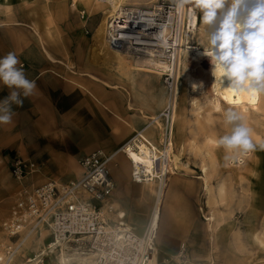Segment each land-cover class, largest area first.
Listing matches in <instances>:
<instances>
[{
	"label": "rangeland",
	"instance_id": "rangeland-1",
	"mask_svg": "<svg viewBox=\"0 0 264 264\" xmlns=\"http://www.w3.org/2000/svg\"><path fill=\"white\" fill-rule=\"evenodd\" d=\"M36 1L48 4V0H33V2ZM64 1H67L66 3L68 7L63 10V23L58 22V19H56L55 13L58 10L50 9L49 7L47 10V18H43L42 23H32L35 25L39 35H41V41L48 52H50L49 50L51 49L50 44L53 47L60 45L63 49V53L58 52L54 54L57 57L58 63H50L44 56L40 41H37V39L33 41L34 46L32 47L38 49L40 54H43V64L46 65V70L41 72L40 77L43 78V76L46 75L52 79L54 76L60 75L68 78L69 81L73 79L74 82H78L79 80V84L83 85L82 76L87 78V72H80L77 74L76 72L73 73L72 70H76L77 72L83 71V66L86 67L88 65V61H94L93 63L95 65V77L97 83L101 84V82H99L100 79H108L107 81L112 83L114 87H106V85L103 84L101 85L106 87L108 90H113L115 95H124L128 102L131 98L129 111L131 116L136 119L139 124L138 128L129 138H127V140L132 138L135 132L143 131L142 136L148 139L154 147H157L163 152L165 149L167 150L165 156L168 161L167 170L165 175L161 176V179L166 181L165 187H168L167 184L169 181L171 182L173 179H181L184 182V184H181L183 192H190V188L192 187L186 186V184L196 181L194 178L201 179L202 165H207L209 167V164H211L208 168V172H210L209 178L214 179L217 177L219 183L221 181L226 183L224 185L225 188L223 187L224 194L222 201H219L216 206L220 207L224 214L233 207L234 210H238L234 211L232 215L235 225L233 228L225 229L226 231H223L222 235L226 238L223 245L213 244L210 248V256L212 259H209V262H212L208 264H264V226L262 225L264 223V148L260 147L261 144H264V111H261V109L264 110V97H261L263 108L261 107L258 111L253 112L248 111V113L245 114H243V112L240 113L238 109L229 107L225 104H221V108L218 110L212 108L208 102L209 98L212 97L208 86V79H206L207 81L204 80V89L201 90V92H197L198 90L193 89L188 82L189 76L192 77L193 74L195 75L194 77L199 76V72L197 71L199 70L198 64L199 67L207 69L208 61L203 59L199 60V62L194 61L191 55L185 56V59L181 56V59L184 60V63L186 62L187 68H189L187 69V72L189 71L188 77L184 76L183 67L180 68L179 75L178 77L176 76L175 80H167L164 76H155L144 70L134 72L124 71L120 75L100 64L98 56L95 57V52L92 50L93 34L100 23L102 16L101 13L109 7L108 1ZM79 1L82 2V9L86 12L83 19L80 18L78 14V11L81 9L76 11L74 6L71 5L73 3L77 5ZM163 1L166 2L165 0H124L122 6L148 7ZM171 1L175 2L173 6H177L176 0ZM166 3L171 5L173 2H170L169 0V2ZM197 17L199 21L196 30L188 32L186 28H184V31L188 36V44L185 43V46L182 48H185L186 45L199 48L207 45L205 28L200 22L198 12ZM28 26H25L27 30H23L25 33L20 31V29H22L20 26H13V28L17 29L15 30V43L17 46L32 43L28 40V37L30 36ZM68 35L70 36V39L61 40L62 36L68 37ZM44 51L46 52L45 49ZM122 53L130 66L136 65L138 60L136 57L127 55L124 52ZM45 54H47L48 57L50 56L51 60H54L55 56H53V58L49 53L46 52ZM30 59L31 58L28 57L27 61L29 62ZM134 59L136 60L134 61ZM23 64L25 65L24 68L27 67L25 73L28 77L30 73V66L26 63ZM69 67L70 69H68ZM36 72L37 71H34V73ZM175 89L177 91V97L176 101H172L174 105L172 132L170 135H164L162 121L158 118V116L166 106L167 100H169L168 97L171 94L173 95ZM193 97L197 98V105L193 104ZM229 108L237 110L244 117V122L247 126L252 129V140L254 144H256V148L253 151L245 153L246 156L243 158L245 160V168L241 165L243 164V159L241 162L238 160V157L241 155L243 156V154L234 156L232 153H228L223 148L217 147L216 145L218 137L229 131L223 122V113ZM102 110L109 116H113L106 109L103 108ZM119 121L122 122V120ZM27 123L29 122L24 120L16 121V128L14 129V132H11V135H15L16 139L13 143H9L8 141V132L0 129V242L3 243H8V239L4 234L2 224L8 216L9 206L14 198L15 192L21 187L22 183H27L28 185L32 184V182H28L32 175L35 177L38 184L40 181L46 180L41 168L40 174L37 172L30 174L22 182H19L10 174L9 162L14 156L20 155L23 157H29V155H27L24 151V140L27 132L23 129V127ZM168 139L172 141V145L165 148L168 143ZM124 143H122L119 147H121ZM116 150L113 152L114 156L110 164V172L114 181L112 200L113 208L114 210H117V212H124V222L127 223V225L132 226L137 234H141L145 231L146 227H148L149 219L157 203L156 192L158 191V182H160V179H154L155 185L151 186L146 182H132L130 179L132 171L130 162H128L122 153H117ZM118 155H120V157L116 159L115 157ZM210 155L212 156V160L214 157V164L211 163V158L209 157ZM228 158H231L230 161ZM76 160L77 157H75L63 170H57L59 174H61L63 180L68 179L76 173ZM157 164L160 165V161ZM55 171L56 170L50 169L51 174ZM159 171L160 167L157 175H161ZM214 171H217V173L213 177L212 174H215ZM45 172L50 173L49 168H46ZM231 172H233L232 174H234V176L229 174ZM253 177H255V180H253ZM227 180L229 181V184L227 183ZM57 181L59 182L58 179ZM231 181L232 183H230ZM172 190L173 189H171V191ZM231 190L233 192L231 202H228L226 199L223 200L226 198L224 196H227L226 194ZM178 192L180 195L174 197L172 200L178 207L173 208L172 210L168 207L166 193L164 194L161 205L159 227L156 237L154 238V242L156 243V240L160 238L162 234H166L165 226L161 222V218L170 214L172 216H185V218L189 219L194 224L195 232H193V236L197 239V243L194 244L193 248L197 249L193 251L194 253H197V257L193 260H188L185 257L186 254L182 251L181 246L180 248L172 249L173 252L171 253L173 256L161 259L158 261V264H203L200 263L199 260V239L202 236V232H207L208 238L211 241L214 236L212 233L206 231L207 220L202 216L203 214L200 204L202 205L206 198L205 196L201 197L199 194L196 196H190L183 195L180 190ZM149 193L155 194V197ZM249 194L250 196L253 194L255 197L253 198L255 202L254 208L259 212L255 213V222L253 223V220H250V225H248L251 232L255 231L253 239L251 238V241L248 243H242L243 240L241 239L246 237L243 229L240 228L241 231L239 233L237 232V226L242 225L240 221L243 218H238L237 215H241L243 213V205L247 208L246 199ZM202 207L206 213L208 208H205L204 205ZM228 221H230V219L222 221V224H226ZM251 225L254 226L251 227ZM234 238H238L239 240L234 241ZM49 242L50 238L48 236V231L42 229L40 234H34L28 239V241L24 242L21 250L15 254L16 256L14 257L12 264H36L43 256V254L40 255V253L43 252L45 254L48 251L45 248ZM65 251L69 253L71 250L67 247ZM228 253L232 255L228 256ZM59 255V248L54 249L53 252H47V255L44 257L43 264H57ZM28 258L35 259H32L30 263L27 262ZM232 258L234 261L228 263L227 261H232Z\"/></svg>",
	"mask_w": 264,
	"mask_h": 264
},
{
	"label": "crops",
	"instance_id": "crops-1",
	"mask_svg": "<svg viewBox=\"0 0 264 264\" xmlns=\"http://www.w3.org/2000/svg\"><path fill=\"white\" fill-rule=\"evenodd\" d=\"M66 2L64 0H48V4H44L41 3V1L33 2V0H0V57L5 56L9 52H14L18 57L20 64H22L24 72L27 70V67L24 68L25 65L23 63L30 66L29 76L27 77L26 75V77L31 81H35L36 84V90L32 96L27 98L22 97V107L16 105L12 106L14 112L12 122L10 124L0 125V129L8 132V141L9 143H13L16 139L15 135H11V132H14V129L16 128V121L24 120L29 122L23 127L27 132L24 140V151L29 157H23L20 155H18V157L28 159L37 164V173L40 174L42 170L46 180L43 179L44 181H40L39 184L47 180L58 182L57 179L59 180L58 183H64L78 177L80 169L77 160L75 161L76 173L68 179L63 180L61 174H59L57 170H63L75 157L78 159L79 157L92 152L101 151L107 155L113 154L114 150L118 149V147L133 134L139 124V122L131 116L129 111L131 98L128 102L124 95H115L113 90L106 89V87H114L112 83L107 81L108 79L99 80V82L106 85V87L97 83L95 77V65L92 61H88L86 67L83 66L84 70L87 71L83 70L77 72L76 70H72L73 73L76 72L77 74L80 72H87V78L82 76L83 85L79 84V80L78 82H74L73 79L69 81L68 78L60 75H56L52 79L46 75L43 76V78L40 77L41 72L46 70V65L43 64L42 57L45 56L50 63H58L57 57L54 54L58 52L63 53V49L60 45L53 47L50 44L51 49L49 51L51 53L48 52L41 41V35H39L35 25L32 23H42V19L45 17L47 18L48 7L50 9L58 10L55 13L56 19H58V22L63 23V10L68 7ZM73 6L76 11L83 8L81 1H79L77 5L74 3ZM15 25L20 26L22 28L20 31L23 33L27 30L25 26L29 25L28 30L30 36L28 37V40L32 43L17 46L15 43V30L17 29L13 28ZM36 39L42 44L44 56L43 54H40L38 49L32 47L34 46L33 41ZM68 39H70L69 35L68 37H61V40ZM44 49L52 57L55 56V58L53 57L54 60L48 58ZM93 51L95 52V57L98 56L100 64L115 72L114 67L106 64L100 54L95 50ZM28 57L31 58L29 62L27 61ZM68 69H70V67ZM34 71L37 72L34 73ZM147 73L151 74V72ZM8 94L9 89L3 84H0V99H3ZM171 97L172 94L168 97L169 100ZM103 108L113 116H109L105 113L102 110ZM119 120H122V122ZM119 157L120 155L115 158L117 159ZM46 168H49V172L50 169L56 171L51 174V172H45ZM183 179L186 180L185 178ZM30 180L28 182H32L33 185H38L33 175ZM194 180L196 181L186 184V186L192 187L190 188V192H183V187L181 186V184H184L183 180L173 179L171 182L169 181L166 189L167 205L170 210L178 207L172 200L174 197L180 195L178 192L179 190L183 195L196 196L199 194L201 197L205 196L206 200L202 205L200 204L203 214L202 216L206 218L207 216L209 217L212 215L215 219L214 222H217V226L212 228L207 226L208 221L206 223V231L214 235L212 241L209 240L207 232H202V236L200 235L201 237L199 239L200 247L198 249L200 251V263L208 264L212 262H209V259H212L210 256V248L213 244L223 245L226 238L222 233L225 229L234 227L235 221L232 215L234 211L238 210H234L233 207L224 214L220 207L216 206L219 201L221 202V195L224 194V188L223 192H221L220 189L218 190L220 187L217 177L213 180L208 179V189L210 191H205V188L203 187L204 184L200 178H194ZM253 180H255V177H253ZM220 183H222V181ZM227 183L229 184L228 180ZM225 184L226 183H224V185ZM171 189L173 190L171 191ZM150 195H154L155 197V194ZM226 195L225 199L228 202H231V198L233 197L232 190ZM214 196L215 198L213 199ZM253 198H255L253 194H251V196L249 194L246 199L247 208L243 205V213L237 215L238 218H243L240 221L242 225L237 226V232L239 233L241 231L240 228L243 229L246 237L241 239L243 240L242 243L250 242L251 238L253 239V234L255 232H251L248 227V225H250V220H253V223L255 222V213L259 212L254 208L255 202ZM203 205L205 208H208L206 213L203 210ZM161 219V222L165 226L166 234H162V236L156 240V243L154 242L157 250V263L161 259L173 256L171 253L173 252L172 249H177L181 246L182 251L186 254L185 257L188 260L195 259L197 253H194L193 250L197 248L193 247L194 244L197 243V239L193 236V232H195L193 222L185 218V216H172L171 214ZM229 219L230 221L226 224H222V221ZM252 226L254 225H251V227ZM236 240L238 241L239 239L234 238V241ZM229 255L232 254L228 253V256ZM233 261L232 258V261L228 260L227 262L231 263Z\"/></svg>",
	"mask_w": 264,
	"mask_h": 264
},
{
	"label": "built area",
	"instance_id": "built-area-1",
	"mask_svg": "<svg viewBox=\"0 0 264 264\" xmlns=\"http://www.w3.org/2000/svg\"><path fill=\"white\" fill-rule=\"evenodd\" d=\"M166 2L152 5L159 7L157 10L162 16L156 23L162 25L172 15L179 26L180 9L173 6L174 1L170 0L173 2L171 5ZM123 8V15L109 20V40L118 37V27L135 20L142 10L135 6ZM78 14L83 19L86 12L81 9ZM192 27L187 19L184 28L189 32ZM125 50L124 46H120V51ZM164 77L167 79V76ZM173 111V102L168 100L159 113L164 135L172 132ZM138 132L132 137L138 139ZM113 156L96 151L79 157V176L64 183L54 180L38 185L22 183L15 192L8 216L2 224L8 239V243L0 242L3 264H12L15 254L21 250L28 237L40 234L41 229L47 230L50 238L45 248L47 252L50 244L60 251L61 243H65L73 254L95 255L94 264H158L155 236L149 237L147 228L143 233L137 234L132 226L124 222L125 216L121 217L113 208L114 181L110 172ZM9 170L16 180L22 182L30 174L38 172V167L34 162L17 156L10 160ZM144 178L138 172L131 171L132 182L142 183L145 182ZM47 252L42 256L41 264ZM30 259L35 258H28L27 261ZM72 264H78V261Z\"/></svg>",
	"mask_w": 264,
	"mask_h": 264
},
{
	"label": "bare ground",
	"instance_id": "bare-ground-1",
	"mask_svg": "<svg viewBox=\"0 0 264 264\" xmlns=\"http://www.w3.org/2000/svg\"><path fill=\"white\" fill-rule=\"evenodd\" d=\"M106 1H108L109 7L108 9L104 10V12L102 13L100 23L94 31L93 50H95L98 54H100L101 58H103L106 64L114 67L115 72L122 74L124 71L145 70L147 72H151L155 74L156 76H167V80L170 79L175 80L176 76L178 77L179 75V71L181 67H183L184 76L187 77L189 76L188 74L189 71L187 72V69L189 68H187V64L186 62L184 63V60L181 59V56L183 59H185V56L191 55L194 61L199 62V60L202 59L208 61L207 69L206 68L203 69L202 67H199L198 64L199 70L197 69L196 70L199 72V76L194 77L195 76L194 74L192 75V77L189 76L188 82L193 89L198 90L197 92H201V90L204 89L203 88V84L205 83L204 80L208 79L209 90L212 94V97L209 98L208 102L212 106V108L218 110L221 108V104H225L229 107L238 109L240 113L243 112V114L248 113V111H252V112L258 111L261 107L263 108L262 106L263 102L261 100L262 99L261 97L258 99H254L253 97L247 94L236 96L233 95L230 91L223 89L218 83L214 84L215 77L212 74V65L210 63L209 58L202 55L204 51L203 47L199 48V47L186 45L185 48H182L185 46V43L188 44V36L184 31L185 21L189 19V22L192 23L193 25L192 27L193 31L196 30L199 21L197 15L195 16V14L190 13L187 7L183 9L178 7L180 9V18H181L180 24L178 26L176 22V18L173 17L172 15H170L169 18L166 21H164V24L160 25L156 23L157 19L160 20L162 18V16L160 15V11L157 10V8L159 7L142 6L140 7L142 8V10L140 11V14L137 16V18L135 20L126 22L124 25H120L118 27L120 30L118 32V37L109 40L107 38V29H108L109 20L114 18L116 19L117 16L123 15L125 11L123 8L124 5L122 6L124 0H106ZM120 46H124L126 48L124 52L125 54L134 56L138 59L135 66H130L128 64V62L125 60V57L123 56L122 53L123 51H120ZM48 58H50V56ZM135 60L136 59H134V61ZM193 85H196L197 87L194 88ZM224 86H227V81H225ZM176 97H177V91L175 89L170 100L176 101ZM196 99L197 98L193 99L194 105H197ZM261 111L264 110L261 109ZM173 117H174V111L172 113V120H174ZM138 133H139L138 139H135V136L130 138L121 147H119L116 150V152L122 153L124 157H126L128 162H130L132 172L133 171L138 172L142 176H145L144 181L150 186L155 185L154 179H158V180L160 179V182H158L159 184L158 191L156 192L157 203L149 219L148 227H146L149 237H152L155 236L156 230L159 227L162 199L164 197V194L166 193L165 191L167 188L165 187L166 181L161 179V176H164L167 170L168 161L165 158L167 150L165 149L164 152L160 151L157 147H154L148 139L142 136L143 131H139ZM171 145H172V141L168 139V143L165 148H168ZM244 156L246 155L243 154V156L241 155L238 157L239 162L242 161ZM209 157L211 158V163L214 164L213 163L214 157L213 160L211 155ZM159 161H160V165L157 164ZM244 164H245V160L243 159V164H241L243 168H245ZM210 166L211 164H209V167ZM159 167H160L159 172L161 173V175H157ZM209 167L207 165H202L201 167V171H202L201 179L204 184L203 187L205 188V191L209 190L208 189V185H209L208 179H210L209 178L210 172H208ZM216 173L217 171L215 172V174H212L211 172L213 177L214 175H216ZM232 173L233 172L229 174L231 176H234V174ZM230 183H232V181ZM218 184L220 187L218 188V190L220 189V191L223 192L224 182L222 181V183H218ZM222 195L221 198L223 197ZM214 198L215 196L213 197V199ZM223 200H225V198ZM118 213L121 217H124V212L119 211ZM206 220L208 221L209 228L217 226V222L216 223L214 222L215 219L212 215L209 217L207 216ZM262 225L264 226V223ZM32 235H30L28 239ZM28 239L26 241H28ZM67 247L68 246L65 243H61L60 255L58 257L57 264H72V262L75 261H78V264H94L93 259L95 255L90 254V255L80 256L79 254L76 255L70 252L67 253V251H65ZM51 248L54 250L55 247L52 244H50L49 252H53ZM42 254L44 255L43 252L40 253V255ZM30 261H32V259L28 260L27 262ZM40 262H41V258L40 260L37 261L36 264H41Z\"/></svg>",
	"mask_w": 264,
	"mask_h": 264
},
{
	"label": "clouds",
	"instance_id": "clouds-1",
	"mask_svg": "<svg viewBox=\"0 0 264 264\" xmlns=\"http://www.w3.org/2000/svg\"><path fill=\"white\" fill-rule=\"evenodd\" d=\"M176 4L199 13L207 38L202 55L210 60L214 84L236 96L264 97V0H176ZM0 84L9 89L0 99V125L10 124L12 106L22 107V97H30L36 90L35 81L26 77L14 52L0 57ZM223 122L229 131L218 137L217 147L234 156L255 150L252 129L237 110H225Z\"/></svg>",
	"mask_w": 264,
	"mask_h": 264
}]
</instances>
